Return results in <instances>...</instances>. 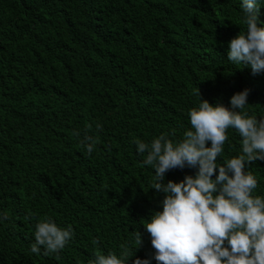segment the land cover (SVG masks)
Returning a JSON list of instances; mask_svg holds the SVG:
<instances>
[{
  "label": "trees",
  "instance_id": "obj_1",
  "mask_svg": "<svg viewBox=\"0 0 264 264\" xmlns=\"http://www.w3.org/2000/svg\"><path fill=\"white\" fill-rule=\"evenodd\" d=\"M241 4L0 0V264H91L97 253L123 258L122 245L125 264H157L144 226L165 194L152 189L154 169L134 141H181L197 88L230 110V98L247 89L244 111L264 119V72L228 61L229 42L246 32ZM257 7L264 27V0ZM85 137L95 140L91 154ZM241 151L229 129L217 164ZM196 171L170 170L162 183ZM245 171L258 181L253 196L264 197V161ZM45 218L73 229L58 253L31 251Z\"/></svg>",
  "mask_w": 264,
  "mask_h": 264
},
{
  "label": "clouds",
  "instance_id": "obj_2",
  "mask_svg": "<svg viewBox=\"0 0 264 264\" xmlns=\"http://www.w3.org/2000/svg\"><path fill=\"white\" fill-rule=\"evenodd\" d=\"M241 8L246 32L229 42L228 61L250 66L253 74L261 73L264 27L258 26L262 22L258 19L257 0H242ZM197 95L200 103L188 113L191 130L185 131L181 141L174 143L166 135L150 144L134 141L139 154L147 153L143 165L154 169L152 189L165 194L162 211L155 212L144 226L155 249L154 259L157 264H264V197L253 196L258 181L245 171L252 162L264 161V119L244 111L247 89L230 98L231 110L201 99L198 88ZM229 129L241 137L242 151L218 165ZM208 142L211 147L206 146ZM81 143L89 154L93 152L95 140L85 137ZM185 167L197 169L196 174L178 183H162L167 172ZM73 236L71 226L61 228L45 218L35 225L31 251L39 254L43 247L44 255L58 253ZM134 236L139 248L142 234L136 231ZM121 247L123 258L115 253H97L91 264H125L129 249ZM134 264L150 261L137 258Z\"/></svg>",
  "mask_w": 264,
  "mask_h": 264
}]
</instances>
